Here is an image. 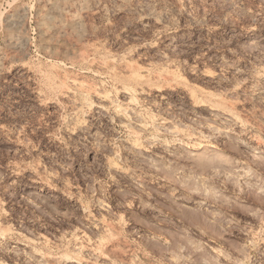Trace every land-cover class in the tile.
<instances>
[{"label":"rangeland","instance_id":"1","mask_svg":"<svg viewBox=\"0 0 264 264\" xmlns=\"http://www.w3.org/2000/svg\"><path fill=\"white\" fill-rule=\"evenodd\" d=\"M0 264H264V0H0Z\"/></svg>","mask_w":264,"mask_h":264},{"label":"bare ground","instance_id":"2","mask_svg":"<svg viewBox=\"0 0 264 264\" xmlns=\"http://www.w3.org/2000/svg\"><path fill=\"white\" fill-rule=\"evenodd\" d=\"M188 155L199 159L202 164H213L215 167L231 165L232 161L230 156L221 155L219 152H209L203 148H192L188 151Z\"/></svg>","mask_w":264,"mask_h":264}]
</instances>
